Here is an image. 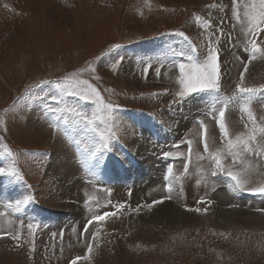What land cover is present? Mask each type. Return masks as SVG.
Masks as SVG:
<instances>
[{
    "label": "rangeland",
    "instance_id": "1",
    "mask_svg": "<svg viewBox=\"0 0 264 264\" xmlns=\"http://www.w3.org/2000/svg\"><path fill=\"white\" fill-rule=\"evenodd\" d=\"M253 2L259 11V0H238L241 21ZM232 4L0 0V167L18 173L0 175V264H264V195L253 191L264 186V57L248 60V41L264 49V31L245 35ZM209 46L219 53L220 91L177 98L178 65L189 61L173 52L195 47L203 59ZM245 64L243 86L257 89L247 110L235 90ZM65 78L87 81L113 106L115 136L99 121L94 132L71 113L45 110L55 88L41 82ZM225 104L230 137H257L255 154L237 148L235 162L213 119ZM52 106L89 117L97 109L78 97ZM100 132L110 147L91 158ZM217 150L226 170L248 177L243 190L215 168L209 153ZM105 212L115 215L84 231Z\"/></svg>",
    "mask_w": 264,
    "mask_h": 264
},
{
    "label": "snow or ice",
    "instance_id": "2",
    "mask_svg": "<svg viewBox=\"0 0 264 264\" xmlns=\"http://www.w3.org/2000/svg\"><path fill=\"white\" fill-rule=\"evenodd\" d=\"M238 0H233V16L238 22H242L246 24L244 28L245 35L251 34V36L255 37L261 31H264V0H259V8L260 10L257 11V5L253 2L250 5H246L243 12V21H241L240 13L237 10ZM198 21L200 20L199 17L196 18ZM206 27H211V24L208 21L202 22ZM222 32V30H221ZM179 35L184 36V33H179ZM186 38V37H185ZM251 52L248 57L249 62L256 59L257 54L264 57V49L260 48L257 44L256 39H250L248 41ZM118 47V46H116ZM196 48H191V53H195ZM191 53L185 51L173 52V55L178 57H185L189 61V63L185 64L183 62L179 63V77H178V84L180 86L179 91L176 92V97L179 99H183L184 97L188 96L191 93L196 92H203V91H220V83H219V53L217 50L211 46L207 48L206 56L203 59H199L196 56L192 55ZM248 70V65H244V71L240 73V83H237L235 86V90L237 94H240L241 97H248L245 103V110L248 109L249 105L251 104L250 96L251 94L257 91L256 88L253 87H246L243 86L244 82V72ZM148 71V69H145ZM41 83L54 84L55 92L50 95V97L45 98L50 100L49 103H44V108L46 111L51 113H71L73 117L77 118L73 122H78V120L85 121L86 125L92 127V130L95 132L96 128L93 125L99 121L102 124H106L108 127V131L112 132V126L110 120L112 118V109L113 106L111 104H105L100 97L99 92L96 91L95 88H92L91 85L88 84L85 80H71L65 78L64 81H42ZM85 86V87H81ZM31 87V86H30ZM261 90H264L262 88ZM65 97H78L81 100H91L94 104L97 105L96 111L89 117L86 113L81 112L75 107L66 106V107H53L52 103L55 104H63ZM226 107L221 108L217 113L213 112V119L216 120V124L220 130L221 136L227 142V149L228 155L233 157V161L235 162L236 157L240 155V152L235 151V149L242 147L243 152L245 153H254L253 148L251 147L253 143H257V137L255 135V130L251 134L244 136L243 134L238 135L235 140L230 137L229 129L225 123V115H226ZM106 110V113H105ZM249 116H252V113L249 112ZM59 119V116H57ZM62 123L67 124V118L62 120ZM247 127V125L245 126ZM201 128L203 129L204 126L201 123ZM264 131V129H262ZM113 136H115V132H112ZM99 135V144L96 145L95 150L91 151L90 157L97 158L100 149L103 148L107 150L110 145L108 143V138L105 136L103 132L98 133ZM203 139V137H202ZM190 143V142H189ZM204 149L206 152L209 151L207 142H204ZM11 155V152L8 153ZM191 153H189L190 155ZM166 157L170 155V153L164 154ZM209 155L211 156L212 160L214 161L215 168L218 169L220 172L224 173L226 176L230 177L231 181L234 184H229L230 188L233 190L239 189L243 190L248 183V177L241 173L233 172L231 170H226L223 163V154L220 150L215 152H210ZM102 161L100 159H96L95 163L90 161V167L92 169L99 168L101 166ZM185 172L188 170V163L185 162L184 165ZM168 172H172V165L168 166ZM18 175V173L14 172L12 169H5L0 167V175ZM213 176L217 175L216 171L212 172ZM167 179V177H165ZM166 190L170 193L172 191L171 185H166ZM254 192L264 195V186L258 187L253 189ZM164 199H171V196H167ZM163 199L161 200H154L151 203H147L144 207H147L149 210L153 208V206L157 203H162ZM202 202V201H201ZM28 200H18L16 202V211H20L21 205L27 204ZM88 200H85V206H87ZM231 206V205H230ZM117 208H124L125 204L120 203L118 205H114ZM140 206H138L139 208ZM196 211H200L196 209ZM206 211V210H205ZM115 215V213H105L104 216H93L87 223L84 225V231L87 232L89 226L92 225L93 221H101L104 220L106 216ZM28 228L32 230V225H28ZM95 235V234H94ZM13 239L19 241L20 233L19 231L13 236ZM87 251L90 253L92 251V245L89 244ZM81 259L80 257H76L72 264H76V261ZM87 259V256L84 257Z\"/></svg>",
    "mask_w": 264,
    "mask_h": 264
}]
</instances>
